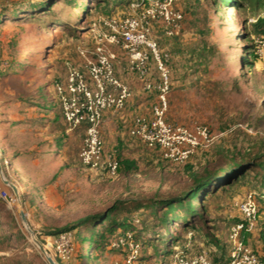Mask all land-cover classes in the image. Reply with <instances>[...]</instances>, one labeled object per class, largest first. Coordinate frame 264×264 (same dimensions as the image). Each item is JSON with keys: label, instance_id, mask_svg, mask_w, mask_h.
<instances>
[{"label": "rangeland", "instance_id": "1", "mask_svg": "<svg viewBox=\"0 0 264 264\" xmlns=\"http://www.w3.org/2000/svg\"><path fill=\"white\" fill-rule=\"evenodd\" d=\"M149 1L0 0V177L16 186L19 204L9 209L0 200V264H49L34 240L50 254L51 241L64 231L72 232L66 264H85L84 253L99 264H126L129 247L109 251L107 243L111 235H130L123 229L133 216L142 222L131 231L136 234L132 241L146 255L135 264H169L174 249L189 257L202 252L211 264H228V228L240 220L238 203L249 194L258 217L244 241L264 259L262 177L258 169L234 175L243 160L257 163L264 154V0H175L171 7L183 15L177 34L167 36L161 21L150 23V34L171 56L166 120L207 126V148L177 165L130 137L133 117L148 114L157 101L156 93L134 77L136 88L127 84L132 97L137 94L129 99L125 116L104 113L101 123L103 149L117 160L116 173L91 171L80 163L84 128L68 130L55 83L65 80L67 62L84 70L80 52L94 59L97 35L107 33L103 20L138 14ZM106 50L124 53L118 46ZM120 57L129 71L126 54ZM218 169L205 189L209 193L192 205L202 217L201 223L193 221L192 234L180 231L177 222L188 218L182 208L175 211L180 212L176 223L157 224L155 213L164 211L157 200L181 193L194 176ZM112 205L116 209L101 223L72 228L78 219ZM166 248L172 253L163 256Z\"/></svg>", "mask_w": 264, "mask_h": 264}, {"label": "built area", "instance_id": "2", "mask_svg": "<svg viewBox=\"0 0 264 264\" xmlns=\"http://www.w3.org/2000/svg\"><path fill=\"white\" fill-rule=\"evenodd\" d=\"M175 0H150L138 14L109 17L103 20L106 34L97 35L94 59L84 52V70L66 63V77L55 83V97L68 130L84 128V139L79 152L83 166L91 171L114 175L118 168L115 157L107 155L103 149L101 123L104 113L123 111L132 97L129 85L116 75L115 53L107 46H118L127 57L128 70L136 75L143 88L154 91L157 101L148 114L133 117L128 126V135L150 150L157 151L167 162L181 165L191 159L197 151L205 149L211 142L207 126L203 124H172L166 120L167 95L170 90V54L161 49L150 34V23L161 21L166 25L165 34L173 36L180 30L183 15L171 5ZM156 73V78L154 77ZM2 175V174H1ZM11 183L0 177V200L9 208H17V195L8 189ZM240 220L228 228V264H264L244 241L245 234L251 232L258 217V207L252 194L238 203ZM135 222H138L135 219ZM28 230V229H27ZM30 233V230H28ZM119 235L111 242V249L129 248L126 264H135L142 256L139 244L132 241L133 234ZM130 236V237H128ZM129 239V240H128ZM53 253L50 256L56 264L69 262L72 251V232L64 231L51 241ZM59 259V261H57ZM169 264H211L207 254L198 253L192 257L184 251L174 254Z\"/></svg>", "mask_w": 264, "mask_h": 264}, {"label": "trees", "instance_id": "3", "mask_svg": "<svg viewBox=\"0 0 264 264\" xmlns=\"http://www.w3.org/2000/svg\"><path fill=\"white\" fill-rule=\"evenodd\" d=\"M259 158L260 159L257 161V163H255V162L252 163L249 160H243L242 163L235 166L236 169H235L234 175L241 176L248 169H251L254 171H256L258 169V173H259L260 177H262V185L264 186V178H263L264 177V154L261 155ZM227 165H229V163ZM83 167H85V166H83ZM232 168H234V167H232ZM220 171H221V169L220 170L219 169L218 170H206L202 174L194 176L191 179V183L186 190L182 191L179 194L170 195L166 198H162V199L157 200V205L160 206V209L164 208V211L162 212L161 215L158 216L156 213L154 215V217L157 221V224L161 227H169V225L171 223H176L177 220H180V212L179 211L175 212V211L177 209L182 208L187 212L188 218L177 222L179 224L180 231L187 230L186 236H188L189 234H192L191 227H192V223L195 220V218H198L197 221H200V223L202 222V217H200V215L196 211H194L192 205L198 203V200H199V197L201 196V194L206 191L205 189L207 188L209 183L211 181H213V178H215L217 176L216 174ZM206 193H209V192L206 191ZM115 209H116V206L112 205L110 208H108L106 211H104L102 213H93V214H89L85 217H82V218L77 220V222L73 225L72 228H78V227H84L87 229L92 228L91 226H89V224L96 223L99 221L101 223L102 222L101 220L109 218L111 212H113ZM173 212H175V213H173ZM169 216H171V217H169ZM135 219H137L138 222L134 223ZM141 222H142V219L139 216H133L130 219V225L123 230L133 232V228H136L139 225H141ZM201 226H203V225H201ZM114 229H115V227H110L109 231L113 232ZM141 231H142V228H141L140 232ZM59 233H61V232H59ZM55 236H57V234ZM111 236H112L111 240L109 239V241L107 243V250H109V251H112V249L110 247L111 241L113 239H115L116 236H119V234L117 233L116 236L115 235H111ZM133 236L135 238L136 234L134 233ZM81 240H82V242H85L86 239L83 237ZM140 242L142 245L144 244L142 241H140ZM163 246H165V244H162V247ZM173 248H176V247H173ZM123 250H125V249H118L116 252H123ZM174 250H176L175 253L180 251L179 249H174ZM171 253H172V251L166 248L165 251L162 253V255L165 256V255H169ZM85 254L86 253L83 254L81 261H83L85 264H91V262H92V264L97 263V258L91 259V257H88V256L85 257L84 256ZM145 256L146 255H142L140 257V260H144L146 258ZM228 262H229V257H228L227 263ZM163 263L164 262H162L161 264H163Z\"/></svg>", "mask_w": 264, "mask_h": 264}, {"label": "crops", "instance_id": "4", "mask_svg": "<svg viewBox=\"0 0 264 264\" xmlns=\"http://www.w3.org/2000/svg\"><path fill=\"white\" fill-rule=\"evenodd\" d=\"M114 53H115V55H116V61H115V72H116V75L120 78V80H122L123 82H126V83H130V84H132V86L134 87V88H136L135 86H136V84H135V80H134V77H136V76H132V75H130V72L129 71H126V68H127V66L124 68L123 66H122V59H121V55L123 54L124 55V53H122V54H119V52L117 53V52H115L114 51ZM125 72V73H124ZM131 86V85H130ZM133 87H132V89H133ZM136 91V90H135ZM135 94H137V91L136 92H134L133 93V97H134V95ZM131 98L130 100H133L134 98ZM129 100V101H130ZM129 101L127 102V104H126V107L124 108V110L122 111V112H120V113H117L119 116L117 117V118H123V116H125L124 115V113H125V110L126 109H128L129 107H130V105H129ZM138 102V101H137ZM136 104H138V103H136ZM140 106H142V104H140L139 106H136V108L139 110L140 109ZM107 115H108V117L107 118H112V117H109V114L110 115H113V114H115V113H106ZM109 120V119H108ZM264 250V249H263ZM262 250V252H264ZM264 254V253H263ZM92 264V263H91ZM96 264H99L98 262L96 263ZM117 264V263H116Z\"/></svg>", "mask_w": 264, "mask_h": 264}, {"label": "water", "instance_id": "5", "mask_svg": "<svg viewBox=\"0 0 264 264\" xmlns=\"http://www.w3.org/2000/svg\"><path fill=\"white\" fill-rule=\"evenodd\" d=\"M11 187H12L14 193H15V194L17 195V197H18V191H17L16 186H14L13 184H11ZM19 210H20V209H19ZM19 213H20V216H21V218H22V221L24 222V224H26V219H25V215H24L23 211L20 210ZM27 229H28V228H27ZM28 230H29V229H28ZM34 242H35V244L37 245V247L40 249V251L45 255L46 260L48 261V263H49V264H56V263L53 261V259H52L50 256H48V255L46 254L45 249H44L40 244H38L37 241L34 240Z\"/></svg>", "mask_w": 264, "mask_h": 264}]
</instances>
